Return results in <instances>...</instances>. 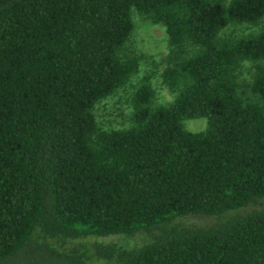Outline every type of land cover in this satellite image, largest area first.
Masks as SVG:
<instances>
[{"label": "trees", "instance_id": "obj_1", "mask_svg": "<svg viewBox=\"0 0 264 264\" xmlns=\"http://www.w3.org/2000/svg\"><path fill=\"white\" fill-rule=\"evenodd\" d=\"M131 8L164 26L173 96L152 105L144 75L128 125L103 129L93 104L137 69ZM263 14L264 0H0V264H264V25L223 31ZM197 116L203 130L182 127Z\"/></svg>", "mask_w": 264, "mask_h": 264}, {"label": "rangeland", "instance_id": "obj_2", "mask_svg": "<svg viewBox=\"0 0 264 264\" xmlns=\"http://www.w3.org/2000/svg\"><path fill=\"white\" fill-rule=\"evenodd\" d=\"M132 29L124 43L123 50L137 59V69L112 93L98 99L92 107L97 125L103 129L124 127L129 123L131 112L130 96L139 80L148 76L153 88L150 103L166 104L173 93L162 83L160 72L166 64L168 44L164 26L152 21L147 15L134 8L130 10ZM264 25V14L256 23L229 24L223 31L248 32L256 31ZM256 61L243 60L236 69L238 88L246 94V81L250 79ZM245 88V89H244ZM184 129L190 131L203 130L206 119L203 116L184 117L181 119ZM127 244H137L146 239L143 233H135L126 237ZM125 242V241H124Z\"/></svg>", "mask_w": 264, "mask_h": 264}]
</instances>
